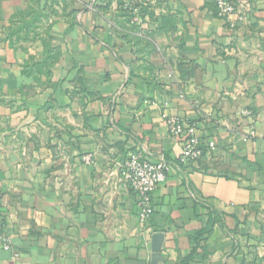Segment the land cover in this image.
<instances>
[{
    "label": "crops",
    "instance_id": "1",
    "mask_svg": "<svg viewBox=\"0 0 264 264\" xmlns=\"http://www.w3.org/2000/svg\"><path fill=\"white\" fill-rule=\"evenodd\" d=\"M234 1L235 30L213 0L137 27L122 0H0V264H182L202 231L189 264H264V0ZM165 117L215 148L182 163ZM133 153L169 165L145 224Z\"/></svg>",
    "mask_w": 264,
    "mask_h": 264
},
{
    "label": "built area",
    "instance_id": "2",
    "mask_svg": "<svg viewBox=\"0 0 264 264\" xmlns=\"http://www.w3.org/2000/svg\"><path fill=\"white\" fill-rule=\"evenodd\" d=\"M126 8L133 14L132 24L141 25L142 19L139 15L141 5L150 4L149 0H125ZM218 16L229 23V28L235 30L243 26L248 15L234 0H213ZM245 114H250L244 112ZM171 133L182 140L183 152L181 155L182 163L197 161L202 156L200 150L201 140L196 135V130L186 127L178 118H164ZM210 147L215 148V143L211 142ZM94 160L87 158L86 163L92 164ZM125 178L132 190L138 195L141 223H149L154 214V194L157 189L167 180L169 165L165 161L152 163L147 161L140 153H133L124 161ZM10 237L0 232V260L1 250L10 249Z\"/></svg>",
    "mask_w": 264,
    "mask_h": 264
},
{
    "label": "trees",
    "instance_id": "3",
    "mask_svg": "<svg viewBox=\"0 0 264 264\" xmlns=\"http://www.w3.org/2000/svg\"><path fill=\"white\" fill-rule=\"evenodd\" d=\"M122 9H123V12L126 14L127 18H128V23L130 25H133L135 27L139 26L137 24H132V18H133V14L131 12V10L129 8H126V1L125 0H122ZM153 7L150 5V4H147V5H141L140 7V12H139V15L141 17V19L143 18V15L147 12H149ZM214 8L216 9V6L214 4ZM216 12H217V9H216ZM201 140V139H200ZM210 143L211 142H204L203 140H201V145H200V150L202 151V156L200 159H198L197 161L195 162H202V160H204L205 158H207V156L209 155L210 151H211V147H210ZM193 161L189 162V163H192ZM194 163V162H193ZM204 234V232H199L197 234V239H196V243H195V247L193 248V252L186 258L182 261V264H189L192 257L194 256L197 248H198V240H199V237L202 236Z\"/></svg>",
    "mask_w": 264,
    "mask_h": 264
},
{
    "label": "water",
    "instance_id": "4",
    "mask_svg": "<svg viewBox=\"0 0 264 264\" xmlns=\"http://www.w3.org/2000/svg\"><path fill=\"white\" fill-rule=\"evenodd\" d=\"M162 237H163V235H161V234H156L155 237H154V240H155L156 242L161 241V240H162Z\"/></svg>",
    "mask_w": 264,
    "mask_h": 264
}]
</instances>
